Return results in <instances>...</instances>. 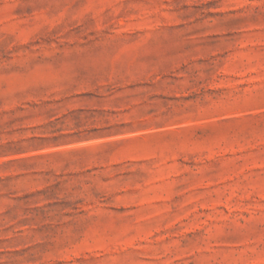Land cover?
Listing matches in <instances>:
<instances>
[{"label":"rangeland","instance_id":"1","mask_svg":"<svg viewBox=\"0 0 264 264\" xmlns=\"http://www.w3.org/2000/svg\"><path fill=\"white\" fill-rule=\"evenodd\" d=\"M0 264H264V0H0Z\"/></svg>","mask_w":264,"mask_h":264}]
</instances>
